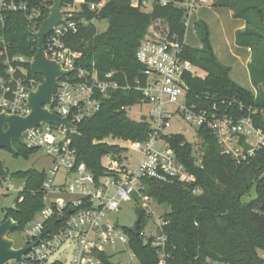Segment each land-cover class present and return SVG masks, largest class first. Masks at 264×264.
<instances>
[{"label": "trees", "instance_id": "16d2710c", "mask_svg": "<svg viewBox=\"0 0 264 264\" xmlns=\"http://www.w3.org/2000/svg\"><path fill=\"white\" fill-rule=\"evenodd\" d=\"M29 7L39 5V0H23ZM101 0H84L82 8L86 17L93 14L86 10L89 3ZM177 2L183 0H175ZM52 1H48L51 5ZM212 5L232 11L234 18L244 20L242 29L235 32V43L251 50L248 71L256 94L238 85L229 77V67L216 57L210 40L209 28L201 20L194 22V30L201 44L190 47L184 42L185 14L174 4L155 5L149 12L131 6L130 0H105L96 14L105 19L107 28L99 32L95 24L81 27L78 33L68 37L67 43L81 52L76 66L96 71L100 76L116 72L132 78L140 69L135 50L140 38L151 27V39L175 34L183 43L181 56L203 72L188 74L187 104L207 113H226L234 117L250 116L254 125L264 132V92L260 85L264 80V0H214ZM41 18L48 15L42 8ZM30 22L22 10L6 11L0 21V49L5 46L7 54L31 58L37 42L32 37ZM26 67L34 74L27 62ZM138 91L117 90L102 98L100 109L93 115L76 123L68 134L71 146L76 150L77 161L84 162L95 179L106 173L102 164L105 155L120 158L126 150L117 143L107 141L144 140L151 131V123L145 117L134 120L127 116V106L135 104ZM201 147V165L192 157V147L181 134L164 135L181 161L197 178L195 184L178 180L160 182L151 178L141 181V195L169 210L162 215V226L167 236L165 247L166 264H264V148L243 162H236L222 154L216 138L210 130L198 129ZM16 156L36 152L14 142ZM11 177L23 178L15 205L2 208L1 221L11 217L21 230L33 219L44 203L41 184L44 170L28 169L9 173ZM201 188L192 193V187ZM254 188V196H250ZM142 196L133 195L137 224L134 229L122 227L128 237V246L139 264H162L157 248L141 235L148 217L142 207ZM248 197V199H247ZM106 264H114L109 255L100 253ZM52 264H62L54 261Z\"/></svg>", "mask_w": 264, "mask_h": 264}, {"label": "built area", "instance_id": "2783aa9c", "mask_svg": "<svg viewBox=\"0 0 264 264\" xmlns=\"http://www.w3.org/2000/svg\"><path fill=\"white\" fill-rule=\"evenodd\" d=\"M48 1L39 0V5L29 7L28 2L23 0H0V21L6 11L22 10L30 22L29 28L36 32L43 20L39 21L41 9L50 6ZM83 1L63 0L61 20L44 37L47 58L70 73L57 78L52 102L43 106L67 118L75 126L83 118L97 112L102 98L110 92L134 89L140 94L136 103L151 106V114L146 118L151 123V131L144 140L124 141L126 146H121L126 150L120 158L105 155L106 163L102 164L106 173L98 179L94 178L84 162L77 161L76 150L68 137L74 130L68 131L61 124L41 123L22 132L21 146L42 151L50 163L44 170L41 184L44 205L38 211V217L23 227V246L18 247L31 248L23 253L21 260H9L5 264L62 263L59 254L65 246L71 252L68 264H106L100 253L107 254L106 247L116 244L129 251L130 261L126 264H133L137 257L128 246V237L122 227L108 220V213L118 211L121 202L133 199L134 194L142 196L141 181L144 178L160 182L178 180L192 185L197 182L196 176L178 160L164 137V129L169 126L171 115L181 116L197 131L201 127L210 130L220 152L238 163L248 160L264 148V132L254 125L250 116L207 113L187 104L185 76L197 72L192 63L182 58L183 43L175 34L157 35L138 43L135 58L140 69L132 78L126 75H119L118 78L113 71L100 76L96 71L76 66L81 52L66 41L81 27L95 24L96 14L105 2L101 0L87 4L86 10L93 14L88 18L83 14ZM171 3L182 9L187 26L190 15L198 7L212 4V1L130 0L131 6L145 12L148 8L151 11L155 5ZM3 47L0 49V113L26 116L30 113L28 94L36 90L42 80L29 73L25 65L30 63L32 57L27 59L20 54L10 56ZM170 105L176 108L172 113L168 111ZM159 143L161 148L158 149ZM128 149L136 153L135 163L131 167L127 164ZM195 163L201 165V152ZM60 172H63L64 183L57 185L55 179ZM4 180L0 177L1 185ZM12 189L13 184L10 183L0 186V197ZM200 191L199 186L192 187V193ZM49 194L68 195V198L49 200ZM142 199L141 205L149 215L151 198L142 196ZM4 214V209H0V220ZM164 223L161 221L155 232L149 235L141 232L144 240L150 238V244L157 248L162 264H166Z\"/></svg>", "mask_w": 264, "mask_h": 264}, {"label": "rangeland", "instance_id": "374dc122", "mask_svg": "<svg viewBox=\"0 0 264 264\" xmlns=\"http://www.w3.org/2000/svg\"><path fill=\"white\" fill-rule=\"evenodd\" d=\"M211 1L213 2L214 0ZM214 10L217 11L216 8L210 7L208 12L213 13ZM148 11H150V8L146 10V12ZM215 15L216 14L214 13V15L212 16V21H211L212 26L218 25L219 19L217 18H220L221 21H223V19L225 18L221 16L217 17ZM189 21L190 20H188V24L186 26L184 42L190 47L198 46L199 40L196 36V33L192 32V28L189 27L190 26ZM95 27L99 32H103L107 28V21L105 19H100V20L97 19L95 21ZM151 31H152L151 27H148L144 35L140 38L139 42L144 39H150ZM195 71L198 72L199 75L201 76L203 75V72L200 71L199 69H195ZM175 109L176 108H174L173 105H170L168 107V111H170L171 113ZM125 110L127 116L134 120H140L141 118L144 117L147 118L151 114L150 113L151 106L148 104L135 103L133 105L127 106ZM168 124L169 126L166 129H164V134L165 133L181 134L186 140V142H188L191 145L192 157L194 158V160H197L201 152L200 139L197 129L192 127L188 122H186L181 116L177 114L170 116V118L168 119ZM106 140L112 143H117L126 146V143L122 140H118V139L112 140L111 138H107ZM159 147L161 148L160 143L158 144L157 148L159 149ZM126 156L128 162L127 164L129 167H131L135 163L136 153L128 149L126 151ZM0 158L4 161V165L9 173H14L17 171H26L28 169H35L37 171H42V170H46L50 163L49 158L40 150H37L36 152H33L26 157L23 154H19L18 156L12 155L9 152L5 151L4 149H0ZM102 163H106L104 158L102 159ZM63 179H64L63 172H60L56 176L55 183L57 185H62L64 183ZM6 183L13 184V189L8 191L5 195L1 196L0 209L14 207L18 190L23 186L24 179L10 176L9 178L5 179L2 182V185L0 183V186H4ZM67 196L68 195H63V194H52V195L49 194L48 199L51 200L56 197H61L66 199L68 198ZM250 196L252 197L254 196V188L251 189ZM142 200L143 199L141 198L140 202H142ZM134 208H135V202L133 199H130L128 201H123L121 202L118 211L108 213L107 215L108 220L112 223L117 224L120 227H127L134 229L137 224V215L135 213ZM148 209L150 210V214L147 217L145 225L142 227V232L146 235L155 232L156 226H158L162 221V215L164 214L165 211L169 210V208L166 205L158 204L153 199H151ZM37 217H38V211L34 214L33 219L35 220ZM23 235H24L23 229L13 230L8 234V236L14 241V247L16 248L23 246V240H22ZM106 253L109 254L110 260L113 261L114 263L126 264L127 262L130 261L129 251L124 249V247L120 244L106 247ZM70 256H71L70 249L67 248V246H65L62 252L59 254L60 260L62 261L63 264H68L70 260ZM133 264H139L138 260L137 259L133 260Z\"/></svg>", "mask_w": 264, "mask_h": 264}, {"label": "water", "instance_id": "95a60500", "mask_svg": "<svg viewBox=\"0 0 264 264\" xmlns=\"http://www.w3.org/2000/svg\"><path fill=\"white\" fill-rule=\"evenodd\" d=\"M51 1V5L47 8V17L41 21L38 30L32 33V37L37 41V46L29 66L34 74L42 77V81L36 90L30 91L28 94L27 104L30 107V113L22 117L4 112L0 113V149H4L12 155L17 154L13 145L14 142L21 145L22 132L28 128L41 123H54L64 125L68 131L75 129V126L69 123L67 118L60 117L43 106L51 104L57 78L70 73L57 62L48 59L44 51V37L62 18L61 5L63 0ZM0 177L4 179L10 177L1 158ZM17 227L18 223L11 217L3 221L0 220V264H5L9 260H21L23 253L31 248V246L14 247V241L8 234Z\"/></svg>", "mask_w": 264, "mask_h": 264}, {"label": "crops", "instance_id": "0c3cea01", "mask_svg": "<svg viewBox=\"0 0 264 264\" xmlns=\"http://www.w3.org/2000/svg\"><path fill=\"white\" fill-rule=\"evenodd\" d=\"M216 8L213 13L208 12L209 8ZM226 10V11H223ZM226 12V13H225ZM225 17L223 21L220 18L217 26H212V16ZM189 23L194 30V22L201 20L205 22L209 28V40L212 49L217 57V59L225 66L229 67V77L232 81L238 85L249 90L252 94H256V89L252 85L249 71L248 62L251 58V50L246 47L238 46L235 43V32L238 29H242L245 25L244 20L240 18H234L232 16V11L224 7H215L212 4L202 5L198 7L189 17ZM221 21V22H220ZM188 28V27H187ZM185 41V40H184ZM201 44L199 42L198 46ZM262 91L264 92V80L260 85Z\"/></svg>", "mask_w": 264, "mask_h": 264}]
</instances>
